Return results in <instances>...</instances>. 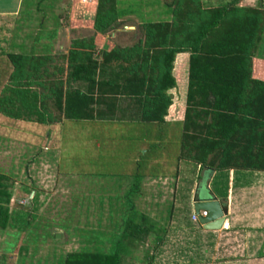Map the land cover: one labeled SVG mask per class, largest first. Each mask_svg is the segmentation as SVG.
<instances>
[{
  "label": "trees",
  "instance_id": "1",
  "mask_svg": "<svg viewBox=\"0 0 264 264\" xmlns=\"http://www.w3.org/2000/svg\"><path fill=\"white\" fill-rule=\"evenodd\" d=\"M120 1L96 0L93 32L87 38L70 39L66 56H62L65 67L57 62L49 71V56L34 55L33 51L4 52L0 113L43 123L45 99L49 97L63 118L86 120L99 117L101 112L94 106L103 105L102 112H109L117 108L118 98L129 96L143 106L140 120L161 122L170 104L165 91L175 85L170 75L174 55L188 52L185 108L176 158L190 162L188 179L181 180L185 198L200 167L215 170L219 178L228 169L264 171V80L251 75V59L264 31V5L241 6L240 0L208 5L201 0H170L169 20L141 24L142 42L115 46L93 56L94 35H110L119 28L120 15L130 12V8L117 6ZM147 61L153 75L139 74L135 65ZM6 179L0 173V229L10 221ZM224 188L219 191L221 196L225 195ZM32 203L30 199L24 208H32ZM186 206L189 208L187 201L174 211H185L189 221ZM18 207L11 220L22 222L21 230L27 218L22 219L23 207ZM136 216L137 221L132 215L125 221L122 242L112 252H68L62 264H119L126 247L123 241H143L152 230H157L154 244L160 243L164 227L144 214ZM145 258L147 264L152 260L151 255Z\"/></svg>",
  "mask_w": 264,
  "mask_h": 264
},
{
  "label": "rangeland",
  "instance_id": "2",
  "mask_svg": "<svg viewBox=\"0 0 264 264\" xmlns=\"http://www.w3.org/2000/svg\"><path fill=\"white\" fill-rule=\"evenodd\" d=\"M71 1L74 0H40L38 5L33 3L30 7L23 6L17 13L0 16V83L5 79L4 52L27 53L30 50L31 39L38 37L37 43L31 46L32 51L58 53L63 46L59 42L63 39L87 38L91 35L93 31L87 26L91 24L90 16H93L96 0L93 5V0H75L73 5ZM169 1H120L117 6L130 8V12L120 15L119 29H122V32H114V36L109 40L121 45L138 36V31L136 29L132 31L131 25L136 28L141 22L168 18L169 9L166 7ZM201 1L208 5L222 0ZM262 1L258 0L257 4L264 5ZM58 26L61 27L57 29ZM100 37V33L94 35L93 41L96 45L101 40ZM53 39H56L57 43L56 47L51 49L53 47L47 46V42L51 43ZM96 45L94 44V47ZM260 46L262 48L260 54L264 56V38ZM181 64L183 63L177 66L180 67ZM177 74L176 88L172 93V108L168 112L171 117L180 116L184 104L185 77L182 71H178ZM48 107L50 116L55 117L57 113L52 104ZM72 122L78 127L81 124ZM69 127L72 128L71 123L64 125L34 123L12 119L0 113V173L7 178L4 182L10 193L6 204L10 221L0 229V264H62V259L68 252H112L119 247L118 242H122L125 221L130 215L137 221L138 214L154 218L157 222L171 220L168 225L171 227L164 228L166 230L162 241L156 244L151 264H172L176 259H186L187 257L183 255L187 254L195 263L237 259L240 264H245L246 260L259 255L253 249L254 245L245 243L248 238L242 236L243 232H240L241 235L239 233L201 235L192 228L189 230L191 226H186L185 211L182 213L179 212L180 209L178 212L174 211L182 204L185 206L187 201L185 198L187 192L183 194L182 181L183 177L186 180L189 176L186 169H190V165H186L185 168L184 162H180L178 172L167 171L168 168L174 169L176 165L179 124H171V127H168L171 130L169 134L163 136L165 142L146 140L141 148L132 144L137 153L136 157H132L137 159V162L133 163L132 173H125L123 161L126 156L122 154L119 135H116L115 140L119 143L107 146L103 140L95 136V132L71 134L67 130ZM152 158H158L161 163L151 164ZM145 165H149L148 167L153 170L160 166V169L166 171L141 173ZM142 176V181L140 180L144 183L142 200L127 203L124 200L127 186ZM30 199L33 202L32 208H24ZM249 202L256 203V206L250 205V210L251 207L260 206L258 202L251 200ZM18 205L23 207L22 219L27 218L21 230L19 227H22L23 223L11 220L13 214L19 211ZM188 209L186 206V211ZM155 233L157 232L154 231L153 234ZM55 234H58V237H55ZM153 238L146 236L143 239L148 246L140 244L139 241H123L126 247L122 249L119 264H147L145 252L149 251L150 245L153 246ZM190 242L197 247L196 250L183 252L191 246ZM198 243H207L211 246L217 243L219 248L212 250L210 247L208 252H203L198 248ZM241 244L249 246L247 251L241 250ZM173 249H176L174 254ZM261 253L260 255H264V251Z\"/></svg>",
  "mask_w": 264,
  "mask_h": 264
},
{
  "label": "crops",
  "instance_id": "3",
  "mask_svg": "<svg viewBox=\"0 0 264 264\" xmlns=\"http://www.w3.org/2000/svg\"><path fill=\"white\" fill-rule=\"evenodd\" d=\"M75 1V0H74ZM71 1L72 5L73 2ZM92 1V0H91ZM264 1V0H263ZM262 1V2H263ZM258 0H240V4L241 6H255L257 5ZM33 3H35V5H38V3L40 4V0H0V16L1 15H11L14 13H17L19 10H21V8L24 6L30 7ZM94 3V0L92 2V5ZM166 9L168 10L169 7L167 6ZM169 12V10H168ZM94 14V11L92 13V15ZM91 19L93 18V16H90ZM73 18V17H72ZM170 18V13L168 18L163 19V20H169ZM90 19V18H89ZM120 20V18H119ZM152 21H157V20H152ZM143 22L139 23L136 25V28L134 26H130L132 31L133 30H137V34L138 36L135 37L134 40L129 39L127 41H125L123 44H118L115 41L109 40L110 38H112L114 36V32H122V29L117 28L114 32L110 33V35L107 34H101V37L99 40V43L96 45V42L93 43L96 45L95 46V54H93V56H99L97 55L99 51H108L111 48L117 46V47H123L126 45H131L134 42H139L143 40L142 35L140 36V34H142V29H141V24ZM91 25H92V20H91V24L88 27H90L91 29ZM123 26V24H122ZM61 26H58L57 29H59ZM69 27H77V26H72L69 25ZM64 29V28H63ZM131 31V30H129ZM126 31V32H129ZM141 31V32H140ZM263 37H261L260 43H262V39L264 38V31L262 34ZM62 39V38H61ZM38 39L35 38L33 40V38L30 41V50L29 52L32 51V44H36ZM56 39L51 40L47 42V46L53 47L51 49H54L56 47L55 43H57V40L55 42ZM39 41H41L39 39ZM48 41V40H47ZM96 41V40H95ZM69 42L70 39H63V41H60L59 43H61V52H55V51H46L44 53H37L33 51L34 55L37 54H41V55H47L49 56V58L51 60L48 61V63L46 64L47 69L49 71H52L53 69V65L58 63H62V56H66L67 50L69 48ZM260 43L258 45V48L254 54V56L251 59V63H252V67H251V75L253 78L256 79H260V80H264V56H262L260 53L262 51V48L260 46ZM50 50V49H49ZM28 53V52H27ZM54 55H57V57H54ZM188 56L189 53L188 52H181V53H176L174 55L173 61H172V68L170 69V75L173 77L174 81H175V85L172 88H168L165 93L170 97V104L168 105L167 109H166V114L163 117L161 122H156V121H142L140 120V114L142 112V108L143 106L139 104V102L135 99H133L132 97H120L117 100V108H113L111 111H103L102 112V108L103 105H96L94 107L98 108V110H100V114L99 117H94L93 119H86V120H72V119H65L63 118L62 114H58V112L56 111V116L51 117L50 116V112H49V107L48 105L52 104V100L51 98H46L45 99V105L47 108V113L45 114V122L44 123H48V124H56V125H64L65 123H71L72 128H68L67 130L69 132L73 133H77L79 132L80 134L83 133H96L95 136L98 137V139H101L105 142V145L109 146L110 144H115L119 143L116 139V135H119L118 137L121 138V146H122V154L124 156H126L124 162L125 165V173H132L134 167H133V163L137 162L136 158L132 157H136V151L134 150V146H132V144L135 145H139L141 148L143 146V143L147 140H154L155 142H165L163 136L165 134H169L170 133V128H168L169 126L171 127V124H181L182 118H183V112H184V108H185V95H186V86H187V61H188ZM137 59H140V56ZM179 63H178V62ZM183 63L180 65V67H182V69L180 70L179 64ZM178 63V64H177ZM178 65V66H177ZM66 66V63L63 62V67ZM141 66V68H140ZM135 69L137 70V72L142 73L144 75H153L154 70L153 67H150V62L147 61L146 63H143L142 65H140V63L138 62V64L135 65ZM178 71H182L183 72V76L185 77L184 79V104L182 107V111H181V115L178 117H171V115L168 114V112H170L171 108H172V93H174V90L176 88V75H178ZM65 72V70H64ZM43 92V90H41ZM175 103V102H174ZM53 106V105H52ZM54 108V107H53ZM55 109V108H54ZM56 110V109H55ZM72 121H75V123L81 122L80 126L78 127L77 124H73ZM28 122V121H27ZM32 122V121H30ZM35 123V122H34ZM56 127V126H55ZM102 127V129H101ZM143 133V134H142ZM160 135V137H159ZM97 140V139H96ZM97 144V143H96ZM116 145V144H115ZM99 146V144H98ZM142 152H144V150H142ZM180 162H184V167L186 168V165H190L189 161L186 160H177L176 161V165L174 166V169H170L168 168L167 171L171 172V171H176L178 172V167L180 166ZM158 163L160 164L161 161L157 158V159H153L151 160V164H155ZM166 163V162H162ZM146 166V165H145ZM149 166V165H148ZM148 166L145 167V169L142 167L141 169V173H145V172H160L163 171L165 172L166 169H160V166L153 170L151 168H149ZM138 171V169H137ZM136 171V172H137ZM225 176L224 177H217V172L213 169H210L207 166H203L200 167V169L198 170V176L197 178H195L193 185L191 187V190L189 191V196L187 199V202H189V221H186L187 224L186 226L189 224L191 227H189V230L196 231L199 234H203V233H214V235H219L220 233H224V234H228V233H239V235H241V233L243 232L242 236L245 238H248V241H246L245 243H250V245H254L255 248H253L252 246H250L251 248L255 249V251H257L259 253V255L256 258L253 259H248L246 260L245 264H264V255H260L262 254L261 252L264 251V171H257V170H245V169H228L225 172ZM142 177L139 178V180H137L135 183H130V186H127L126 189V195L124 197V200L129 203L132 204L136 201L140 202L142 200L143 195L141 194L142 190H143V182H140ZM170 179V177H168ZM165 179V178H164ZM142 181V180H141ZM148 183H152V182H148ZM224 185V191H225V195L221 196L219 194V191L222 189V186ZM196 188V191L194 192V189ZM211 193L212 195H214L216 198H222L225 199L226 205H227V213L225 215V218L228 220L229 222V228L226 230H221V229H216V230H205L203 229L198 223L197 221H192L190 219V214H193L192 211V198L193 197H201L203 195H206L207 193ZM255 201L258 202L257 204H260L259 207H255L256 203L252 202L251 204H249L250 201ZM247 204H249V206H246ZM255 205L254 207H251L250 210V205ZM248 210V212H247ZM151 219V218H150ZM168 219V218H167ZM151 220L155 221V223H157V225L162 226V227H166L168 225H170L171 220H166V221H161V222H157L154 218H152ZM171 227V226H168ZM174 227V226H173ZM183 227H185L183 225ZM188 227V226H187ZM261 228V229H260ZM168 229V228H167ZM166 230V229H165ZM242 230V231H241ZM252 230V231H251ZM256 230H259L258 232ZM154 231L152 230L147 237H154ZM157 231V230H156ZM155 231V232H156ZM169 232V231H168ZM241 232V233H240ZM152 233V234H151ZM165 233V231L163 233H161L162 236H164L163 234ZM156 234V233H155ZM204 235V234H203ZM253 237V239L251 238ZM260 237V238H259ZM190 238V237H189ZM250 238V239H249ZM192 239V238H190ZM259 241V242H258ZM140 244H145L147 245L144 241H139ZM191 243V242H190ZM191 246L189 248L186 249V251H183L185 253H189V252H193V250H196V246H194L192 243L190 244ZM148 246V245H147ZM151 246V245H150ZM149 248V251L145 252V256H152V260L149 264H151L153 262L154 259V253H155V249H156V244L153 243V246ZM198 248L201 249V251H205L208 252V250H210L209 248L211 247L212 250H217L219 248V246L217 245V243L215 245H208L207 243H198L197 244ZM241 250H245L249 247L247 244H241ZM186 248V247H185ZM176 253V249H173L172 254ZM187 255H183L185 257H187L184 260H177L174 261L172 264H240V262H237L236 260H227V261H220V262H216L214 263V261H210V262H206V263H195V261L192 259L191 256ZM178 257V256H177ZM176 257V258H177ZM180 257V255H179ZM170 264V263H168Z\"/></svg>",
  "mask_w": 264,
  "mask_h": 264
},
{
  "label": "water",
  "instance_id": "4",
  "mask_svg": "<svg viewBox=\"0 0 264 264\" xmlns=\"http://www.w3.org/2000/svg\"><path fill=\"white\" fill-rule=\"evenodd\" d=\"M191 207L197 223L205 230L218 229L227 213L225 199L216 198L209 192L201 197H193ZM200 211L205 214H200ZM55 237H58V234H55Z\"/></svg>",
  "mask_w": 264,
  "mask_h": 264
},
{
  "label": "built area",
  "instance_id": "5",
  "mask_svg": "<svg viewBox=\"0 0 264 264\" xmlns=\"http://www.w3.org/2000/svg\"><path fill=\"white\" fill-rule=\"evenodd\" d=\"M200 214L204 215L205 212H204V211H200ZM190 219H191L192 221H196V216H195L194 214H191V215H190ZM228 228H229V222H228V220H227L226 218H224V219L222 220L220 226H219V229H221V230H226V229H228Z\"/></svg>",
  "mask_w": 264,
  "mask_h": 264
}]
</instances>
